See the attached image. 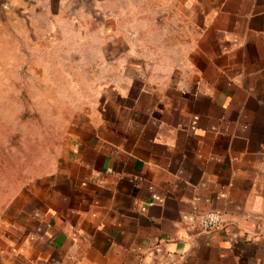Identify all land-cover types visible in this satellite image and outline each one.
<instances>
[{
    "label": "crops",
    "instance_id": "crops-1",
    "mask_svg": "<svg viewBox=\"0 0 264 264\" xmlns=\"http://www.w3.org/2000/svg\"><path fill=\"white\" fill-rule=\"evenodd\" d=\"M63 3L100 23L0 264H264V0H0V26Z\"/></svg>",
    "mask_w": 264,
    "mask_h": 264
},
{
    "label": "rangeland",
    "instance_id": "rangeland-1",
    "mask_svg": "<svg viewBox=\"0 0 264 264\" xmlns=\"http://www.w3.org/2000/svg\"><path fill=\"white\" fill-rule=\"evenodd\" d=\"M82 5L63 3L60 14L34 12L0 26V212L8 193L44 171L64 142L60 127L78 97L65 75L83 76L95 37L87 30L100 23Z\"/></svg>",
    "mask_w": 264,
    "mask_h": 264
},
{
    "label": "built area",
    "instance_id": "built-area-1",
    "mask_svg": "<svg viewBox=\"0 0 264 264\" xmlns=\"http://www.w3.org/2000/svg\"><path fill=\"white\" fill-rule=\"evenodd\" d=\"M201 228L205 232L219 230L223 227L224 220L218 211H206L201 214Z\"/></svg>",
    "mask_w": 264,
    "mask_h": 264
}]
</instances>
